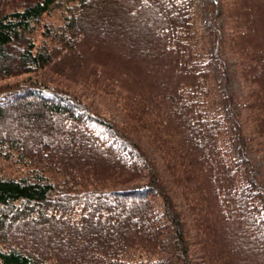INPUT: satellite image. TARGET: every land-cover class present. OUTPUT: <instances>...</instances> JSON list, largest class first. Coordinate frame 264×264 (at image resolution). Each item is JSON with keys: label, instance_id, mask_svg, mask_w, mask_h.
<instances>
[{"label": "trees", "instance_id": "1", "mask_svg": "<svg viewBox=\"0 0 264 264\" xmlns=\"http://www.w3.org/2000/svg\"><path fill=\"white\" fill-rule=\"evenodd\" d=\"M197 1L0 0V264H264V0Z\"/></svg>", "mask_w": 264, "mask_h": 264}, {"label": "rangeland", "instance_id": "2", "mask_svg": "<svg viewBox=\"0 0 264 264\" xmlns=\"http://www.w3.org/2000/svg\"><path fill=\"white\" fill-rule=\"evenodd\" d=\"M19 1L20 0H14V3L18 5ZM29 1H36V0H29ZM13 5H14L13 3L8 4L5 7V10L7 11L11 9ZM197 5H198V22L200 23L206 22L207 15H208V10L206 8L207 0H198ZM61 19H62V12L60 10H55L49 14H44L42 16V22H47V23L58 24L61 22ZM37 39H40L39 32L37 34ZM212 69H213L216 79H221L222 75L220 74V71L217 68L216 64L212 65ZM36 76L37 75H34V74H21L18 76L0 79V85L5 84V83H10V82H16L20 80L22 81L26 78H32V79L44 78V76H37V77ZM228 77H229V81L231 83L233 91L236 94L241 95L246 89V83L242 79L238 78L233 73V63L229 64ZM48 78L51 79V77H48ZM81 91H83V93L80 91H77L79 93L78 96H80L83 100L89 103L90 106L96 107L99 111L104 112L107 116H109L115 121L116 120L119 121L121 119V112L118 109V107L115 106L113 102L106 100L104 97H101L98 94L90 92L91 90L89 89L84 90V88H81ZM7 171L14 173L15 169L12 168V169H8ZM257 172L258 174L264 177V163L261 158L257 159ZM89 256H90L89 253H87V257ZM77 259H80V258L78 257Z\"/></svg>", "mask_w": 264, "mask_h": 264}]
</instances>
